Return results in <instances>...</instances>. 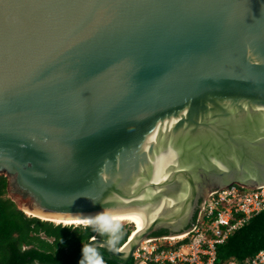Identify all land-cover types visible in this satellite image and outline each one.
Masks as SVG:
<instances>
[{"label": "water", "instance_id": "water-1", "mask_svg": "<svg viewBox=\"0 0 264 264\" xmlns=\"http://www.w3.org/2000/svg\"><path fill=\"white\" fill-rule=\"evenodd\" d=\"M3 175L43 220H139L76 264H127L211 193L264 187V0H0Z\"/></svg>", "mask_w": 264, "mask_h": 264}, {"label": "trees", "instance_id": "trees-1", "mask_svg": "<svg viewBox=\"0 0 264 264\" xmlns=\"http://www.w3.org/2000/svg\"><path fill=\"white\" fill-rule=\"evenodd\" d=\"M114 224V223H113ZM134 226L64 225L20 210L8 195V179L0 176V264H76L81 248L94 236L121 247ZM136 229V227H135ZM134 229V230H135ZM160 230L155 235L166 234ZM264 249V210L236 229L218 246L216 264H244ZM85 264H120L103 247L89 252ZM127 264H158L148 260ZM171 264V263H166Z\"/></svg>", "mask_w": 264, "mask_h": 264}, {"label": "built area", "instance_id": "built-area-1", "mask_svg": "<svg viewBox=\"0 0 264 264\" xmlns=\"http://www.w3.org/2000/svg\"><path fill=\"white\" fill-rule=\"evenodd\" d=\"M262 210L264 187L242 190L232 186L215 191L199 211L194 230L181 236L148 238L137 247L134 258L139 263L216 264L218 246ZM244 264H264V250Z\"/></svg>", "mask_w": 264, "mask_h": 264}, {"label": "clouds", "instance_id": "clouds-1", "mask_svg": "<svg viewBox=\"0 0 264 264\" xmlns=\"http://www.w3.org/2000/svg\"><path fill=\"white\" fill-rule=\"evenodd\" d=\"M232 186H237V187H239L240 189H242V190H252V189H256V188H252V187H246V186H242V185H239V184H233V185H230V186H228V187H226V188H230V187H232ZM226 188H223V189H226ZM221 190V189H220ZM212 194V193H211ZM211 194H210V196H211ZM210 196L208 197V199L210 198ZM207 200V199H206ZM263 211V210H262ZM254 216H256V215H254ZM253 216V217H254ZM253 217H251V218H253ZM250 218V219H251ZM249 219V220H250ZM131 222V221H130ZM111 223H116L115 221H112ZM60 224V223H59ZM62 224H64V225H68V224H65V223H62ZM72 224H75V225H79V224H83V225H97V226H99L98 224H96V223H72ZM72 224H69V225H72ZM132 224H133V226H134V229H135V227H136V223H134V222H132ZM108 225H106V226H99L100 228H103V227H107ZM134 229H133V231L131 232V235H130V237H129V239L132 237V235L134 234L133 232H134ZM97 236H94L93 238H96ZM92 238V239H93ZM128 239V240H129ZM128 240L125 242V244L128 242ZM226 242V241H225ZM224 242V243H225ZM125 244L123 245V246H121V247H118V248H122V247H124L125 246ZM223 244V243H222ZM221 245V244H220ZM264 250V249H263ZM261 251V250H260ZM133 259H135L134 258V256H133ZM216 261H217V259H216ZM232 262H236V261H232ZM238 262V261H237ZM231 263V262H230ZM229 263V264H230Z\"/></svg>", "mask_w": 264, "mask_h": 264}, {"label": "bare ground", "instance_id": "bare-ground-1", "mask_svg": "<svg viewBox=\"0 0 264 264\" xmlns=\"http://www.w3.org/2000/svg\"><path fill=\"white\" fill-rule=\"evenodd\" d=\"M113 220H110V221H98V222H92V223H96V224H98L99 226H106V225H109L111 222H112ZM115 222H122V221H131V222H134V223H136V229L134 230V232L135 231H137V230H140L141 228H140V222H139V220H137L136 218H134V217H131V216H127L126 218H120V219H117V220H114ZM57 223H61V221H56ZM63 223V222H62ZM72 223H76V222H72V221H70V222H65V224H72ZM133 232V233H134Z\"/></svg>", "mask_w": 264, "mask_h": 264}, {"label": "rangeland", "instance_id": "rangeland-1", "mask_svg": "<svg viewBox=\"0 0 264 264\" xmlns=\"http://www.w3.org/2000/svg\"><path fill=\"white\" fill-rule=\"evenodd\" d=\"M9 194V193H8ZM207 200H208V198H207ZM56 224H59V223H57V222H55ZM110 225H113V226H117V225H126V226H128V227H132L133 226V224H132V222H130V221H122V222H116V223H110L108 226H110Z\"/></svg>", "mask_w": 264, "mask_h": 264}]
</instances>
